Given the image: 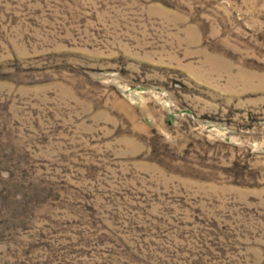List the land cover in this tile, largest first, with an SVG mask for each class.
Here are the masks:
<instances>
[{
  "label": "rangeland",
  "instance_id": "374dc122",
  "mask_svg": "<svg viewBox=\"0 0 264 264\" xmlns=\"http://www.w3.org/2000/svg\"><path fill=\"white\" fill-rule=\"evenodd\" d=\"M0 264H264V0H0Z\"/></svg>",
  "mask_w": 264,
  "mask_h": 264
}]
</instances>
